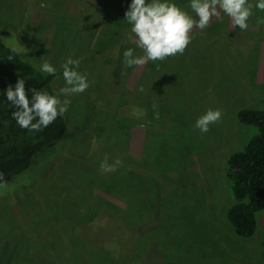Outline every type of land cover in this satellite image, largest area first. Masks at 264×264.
Listing matches in <instances>:
<instances>
[{
	"label": "rangeland",
	"instance_id": "obj_1",
	"mask_svg": "<svg viewBox=\"0 0 264 264\" xmlns=\"http://www.w3.org/2000/svg\"><path fill=\"white\" fill-rule=\"evenodd\" d=\"M129 3L0 0L7 47L37 67L52 64L60 72L56 91L65 87L68 58L89 81L84 93L60 96L71 101L64 141L39 155L26 176L1 181L0 264L17 253V264H52L55 248L88 264L101 256L108 264H264V212L252 237L234 236L225 177L229 156L256 134L237 113L264 111V24L257 23L264 12L254 10L244 31L221 13L193 30L182 55L125 68L123 52L135 44L130 28L115 24L124 20L117 8ZM217 108L221 120L201 134L195 120ZM105 156L121 166L103 173ZM126 160L145 185L132 180L123 206L110 179L126 175Z\"/></svg>",
	"mask_w": 264,
	"mask_h": 264
},
{
	"label": "trees",
	"instance_id": "obj_2",
	"mask_svg": "<svg viewBox=\"0 0 264 264\" xmlns=\"http://www.w3.org/2000/svg\"><path fill=\"white\" fill-rule=\"evenodd\" d=\"M188 3L180 7L190 12L186 7ZM117 10L118 14L124 18L127 9L118 7ZM115 25L118 28H127V26L130 28V25L125 21ZM5 41L0 36V185L2 180L16 178L24 174L26 176L35 159L48 149L62 143L68 130L65 114L62 117H57L52 124L40 132L21 129L12 119L11 112L14 109L5 100L3 94L9 85L14 86L18 78L25 79L26 91L29 88H35L46 90L51 94L56 91L53 88V82L60 75V72H56L55 76H49L38 71V67L31 59L26 61L21 58L20 55L4 44ZM236 117L240 125L256 130V134L245 144L242 150L229 156L225 169V177L232 200V204L226 213V219L234 236L245 239L255 234L257 229L256 216L259 212H264V111L240 110ZM130 161L127 162L126 160L128 165L125 169V176H122L121 179L118 177L110 179L113 187H116V199L118 198V202L122 203L123 206L128 202L132 180L137 181L140 187L145 185L142 184V179L130 173ZM152 188L153 184H151L150 190ZM113 213L114 211L111 210V214ZM82 223H84L82 219L77 220L73 226L74 229L76 226L80 227ZM81 241L85 240L82 239ZM55 249V254L50 256L52 264L58 261L55 258L62 259L60 261L64 264H88L85 261L86 257L79 253L70 252L66 249L64 254L59 255L57 248ZM18 256L17 253L12 264L18 263ZM116 261L119 264H129V261L124 262L121 258L116 259ZM98 263L108 264L109 261L101 256Z\"/></svg>",
	"mask_w": 264,
	"mask_h": 264
},
{
	"label": "clouds",
	"instance_id": "obj_3",
	"mask_svg": "<svg viewBox=\"0 0 264 264\" xmlns=\"http://www.w3.org/2000/svg\"><path fill=\"white\" fill-rule=\"evenodd\" d=\"M186 7L190 12L177 6L175 0H130L123 21L130 25L129 40L135 44V49L141 50L142 55H137L132 47L127 48L123 52L124 67H139L182 55L192 41L193 30L204 31L213 18L223 19L221 13L230 18L233 27L244 31L254 10L264 12V0H189ZM257 23L264 24V18L258 19ZM78 66V60L68 58L65 61L61 66L65 87L51 94L35 88L26 91L25 79L19 78L14 86L9 85L5 89L4 98L14 109L11 117L21 129L40 132L47 128L68 111L71 101L61 100V95H77L89 88L88 76L79 72ZM38 71L55 76L57 70L52 64L44 62L38 66ZM139 90L143 91V88ZM221 117L220 109H207L195 120L194 127L205 134L209 126L218 123ZM121 164L120 159L109 163L105 156L99 167L103 173H112Z\"/></svg>",
	"mask_w": 264,
	"mask_h": 264
}]
</instances>
